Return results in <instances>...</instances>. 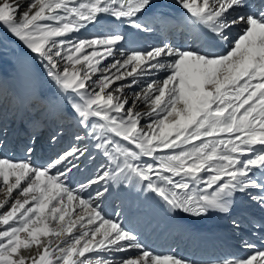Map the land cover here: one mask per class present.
I'll return each instance as SVG.
<instances>
[{
  "label": "snow or ice",
  "instance_id": "obj_1",
  "mask_svg": "<svg viewBox=\"0 0 264 264\" xmlns=\"http://www.w3.org/2000/svg\"><path fill=\"white\" fill-rule=\"evenodd\" d=\"M173 19L181 41L140 43ZM5 32L55 91L33 90L26 158L0 155V264H195L149 249L124 199L113 219L105 201L122 195L218 214L264 244V0H0ZM65 120L67 146L34 162ZM7 134L0 115V150ZM242 245L218 264H264V247Z\"/></svg>",
  "mask_w": 264,
  "mask_h": 264
},
{
  "label": "bare ground",
  "instance_id": "obj_2",
  "mask_svg": "<svg viewBox=\"0 0 264 264\" xmlns=\"http://www.w3.org/2000/svg\"><path fill=\"white\" fill-rule=\"evenodd\" d=\"M157 3L174 5V0H157ZM162 11L173 13L174 7H164ZM153 28V32L144 33L140 37L142 45L160 44L165 40L179 42L189 32L186 25L174 20L163 30L156 24L153 25ZM94 31L95 29H90L89 32H82L78 35L87 36ZM4 37V39H0V63L6 62V64L4 67L1 66L3 69H0L7 68L9 70L6 76H0V95L4 97L0 115L3 117L4 124L7 125L8 134L5 138L4 148L0 150V155L23 160L27 156L24 146L28 143V131L24 121L27 120L30 113L35 111L27 109L33 90H38L40 94L50 97L55 88L46 76L43 77L41 67L32 54L6 32ZM12 68L15 70L13 71ZM62 123L65 131L64 140L56 145H44L36 155L31 157L34 162L40 163L49 155L67 146V142L76 128L70 121L65 120ZM49 130V125L46 124L42 132L47 135ZM76 179L80 180L83 177L77 174ZM121 199H124L126 204L131 203V211L125 212L120 216V219L124 220L128 227L135 228L143 243L155 253H175L180 257L194 261L195 264H218L225 258H235L247 254L249 250L243 247L242 238L252 240L257 248L264 247L258 233L252 236L247 231H233L228 220L218 214H210L206 217V228L204 229L203 224L198 221L200 218H188L181 212H178V218H175L176 212L167 210L155 200H144L143 197L131 201L123 195L109 198L105 204L107 210L112 212L113 219H116V213L121 211L118 207ZM143 206L147 207L145 208L147 215L144 212H139L144 209ZM113 208L116 209L115 212H113ZM181 216L185 217L184 223L180 222Z\"/></svg>",
  "mask_w": 264,
  "mask_h": 264
},
{
  "label": "rangeland",
  "instance_id": "obj_3",
  "mask_svg": "<svg viewBox=\"0 0 264 264\" xmlns=\"http://www.w3.org/2000/svg\"><path fill=\"white\" fill-rule=\"evenodd\" d=\"M14 40H15V38H14ZM4 64H6V62H1L0 63V68L1 69H3V67H4ZM1 66H3V67H1ZM0 69V76H6V74H8V70L9 69H7V68H5L4 70H1ZM12 70L14 71L15 69L14 68H12ZM10 72V71H9ZM4 73H5V75H4ZM41 74L43 75V77H44V74H43V69L41 68ZM33 113H34V111H33ZM145 159H149V158H145ZM143 208L144 209H142V210H140L139 212L140 213H143L144 212V214L146 213V215H147V209H145V208H147L146 206H143ZM145 215V217L147 218V216ZM176 218H177V216H176ZM190 231V230H189ZM176 238H174V240H175ZM149 248V247H148ZM150 249V248H149ZM155 251H156V249H155ZM164 254V253H163ZM202 264V263H201Z\"/></svg>",
  "mask_w": 264,
  "mask_h": 264
}]
</instances>
